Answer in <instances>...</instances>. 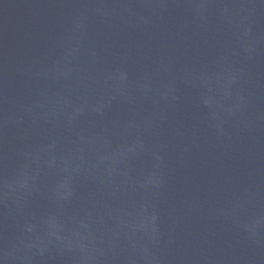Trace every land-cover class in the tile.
I'll list each match as a JSON object with an SVG mask.
<instances>
[{"label": "water", "instance_id": "95a60500", "mask_svg": "<svg viewBox=\"0 0 264 264\" xmlns=\"http://www.w3.org/2000/svg\"><path fill=\"white\" fill-rule=\"evenodd\" d=\"M0 264H264V0H0Z\"/></svg>", "mask_w": 264, "mask_h": 264}]
</instances>
